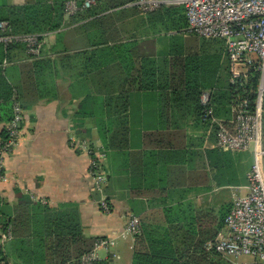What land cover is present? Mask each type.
<instances>
[{"label":"crops","instance_id":"crops-1","mask_svg":"<svg viewBox=\"0 0 264 264\" xmlns=\"http://www.w3.org/2000/svg\"><path fill=\"white\" fill-rule=\"evenodd\" d=\"M24 1L6 3L22 4ZM91 14H106V17L99 24L91 21L84 30L78 26L91 19L66 18L68 25L60 30V35L51 33L44 38L42 53L45 55L52 57L50 52H57L56 47L60 52H64L63 48L69 49L58 57L57 98L44 96L22 109L18 143L0 164L1 205L7 204L5 209L11 208L18 193L50 207L69 204L79 215L84 235L96 238L120 232L130 214L140 216L178 204L216 212L223 204H233L235 198L247 192V175L253 164L252 151L229 152L234 162L228 172V151L216 146L215 136L207 134L209 127L204 130L195 121L188 103L178 100L183 94L163 95L154 90L120 95L134 99L132 114L126 125L113 126V134L109 135L113 149L108 151L103 161L107 182L100 193L92 189L90 157L78 149L76 142L86 141L96 148L102 145L91 120L77 124L75 113L79 102L86 95L93 96L97 91L93 90V83L99 81L115 83L136 79L161 83L169 72L170 58L193 53L202 44V38L197 40L194 34L190 36L186 31L159 30L146 14L139 13L133 3L108 10L97 3ZM107 37L109 43L136 40L133 49L152 56L126 60V65L135 67L129 75L127 71L123 76L114 75L113 71L99 75L104 61L95 57L93 47H88L91 51L89 58H79L74 53L79 52L87 41L95 43ZM189 37L198 41L195 47ZM218 43L227 64L223 43ZM67 55L69 57H65ZM5 62L4 65L8 66ZM105 62L108 65L112 61L107 59ZM10 77L14 83L21 81L15 69L11 70ZM108 96L117 97L119 93L111 91ZM163 97H170L172 101L163 105ZM92 109L90 101L85 105V111ZM113 109L116 108L113 106ZM231 117L217 118L229 120ZM262 173L264 177V161ZM102 198L110 204L111 212L108 214L98 207ZM225 198L229 200L223 203ZM3 232L0 228V236ZM132 240V237L118 240L115 252L119 259L109 257L110 264H130ZM6 242H0V245ZM99 256L104 258L105 255L100 252Z\"/></svg>","mask_w":264,"mask_h":264},{"label":"trees","instance_id":"trees-1","mask_svg":"<svg viewBox=\"0 0 264 264\" xmlns=\"http://www.w3.org/2000/svg\"><path fill=\"white\" fill-rule=\"evenodd\" d=\"M70 0H25L22 4L0 2V21H7L10 30L0 31V36L21 34L61 33L68 25L64 18L65 3ZM81 2L82 0H75ZM135 0H97L104 10L118 9ZM96 7V6H94ZM84 9L75 16L78 20L91 19L78 28L84 30L94 23H101L106 14H91L93 8ZM102 15V16H101ZM159 30L164 32L186 31L188 26L181 5H162L158 10L146 14ZM98 16V17H95ZM95 17V18H93ZM196 36V35H195ZM202 44L193 53L171 57L169 72L161 83L136 79L127 82L99 81L93 83V96L86 95L79 102L75 113L77 124L86 119L92 121L106 157L113 149L109 135L113 134V126L128 123L132 114L131 96H120L125 92L154 90L163 95L169 93L183 94L178 100H184L193 110L195 121L204 130L210 127V117H206V106L200 103V94L209 92L210 106L215 117L229 118L230 106L235 101V92L228 83L227 64L223 61L217 40L202 39ZM136 40L109 43V38L99 39L95 43L87 41L81 50L74 55L85 58L93 54L104 65L98 74L104 75L113 71L117 76L127 75L135 67L126 65V60L150 58L151 53L135 51ZM84 47V48H83ZM59 49V47H56ZM52 51L53 56L43 54L30 60L25 54L24 46L18 43L4 45L0 42V139L7 138L6 125L14 117L13 105L18 103L22 109L28 108L44 96L57 98L55 78L58 75V63L64 52ZM23 53V56L20 55ZM70 55V54H69ZM69 55L65 57H69ZM72 56V55H70ZM54 57V58H53ZM107 59L112 61L107 65ZM9 65L5 66L4 61ZM17 70L21 81L11 80V70ZM136 72H140L136 69ZM133 76V75H132ZM257 76L254 75L248 88L255 89ZM118 92L119 96L109 97V92ZM242 94L241 91H239ZM243 95V94H242ZM253 100V96L249 97ZM92 102L93 109L85 111V105ZM170 97H163L162 104L168 105ZM28 102V103H27ZM167 103V104H166ZM113 106L116 109H113ZM226 120V119H225ZM123 135V131L119 130ZM118 133V131H115ZM262 148H264V92L262 100ZM214 152V151H213ZM96 158V152L92 154ZM227 171L233 168V158L226 153ZM245 180V178H244ZM0 228H8L11 238L3 246L0 245V264H81V258L94 246L95 237L86 236L79 215L69 204L50 207L47 204L33 202L22 194H17L16 203L11 208L1 205ZM110 205V204H109ZM232 203L223 204L215 212L213 210H197L190 206L178 204L164 206L162 210L151 211L138 216L140 232L132 237L130 264H234L220 254L205 249V244L215 238L223 225L226 214ZM100 209V208H99ZM110 260L100 258L94 264H110ZM250 264H264L252 262Z\"/></svg>","mask_w":264,"mask_h":264},{"label":"built area","instance_id":"built-area-1","mask_svg":"<svg viewBox=\"0 0 264 264\" xmlns=\"http://www.w3.org/2000/svg\"><path fill=\"white\" fill-rule=\"evenodd\" d=\"M181 5L187 19L186 32L207 40L223 43L229 74V85L235 92V101L230 106L229 120L217 118L210 106L209 92L200 94V103L206 106L205 115L210 117L207 134L215 136L218 148L228 152L252 151L253 164L247 175V192L234 199L222 227L215 238L205 244V249L226 259L247 255L253 262L264 263V177L262 162L261 116L264 92V0H135L133 5L140 14H149L162 5ZM97 5V0H70L65 3V15L72 16ZM10 30L7 21H0V31ZM48 34H21L0 36L4 45L18 43L24 46L30 60L41 57L44 38ZM6 62L4 61V64ZM254 75L255 89L248 88ZM242 92V94L239 93ZM253 96V100L249 97ZM14 117L6 125L7 138L0 139V164L18 143L23 121V110L18 103L13 105ZM80 145H78L79 147ZM89 168L92 189L101 192L107 182L103 161L104 152L88 144ZM96 152V158L92 154ZM86 153V154H87ZM1 177V175H0ZM98 207L110 213L111 207L105 198ZM140 232L138 216L130 214L122 230L113 236H98L94 246L81 258V264H94L104 253L119 259L115 252L118 240L133 237ZM11 238L8 228L0 236L5 243ZM231 261V260H230ZM234 264H241L234 262ZM247 264V263H242Z\"/></svg>","mask_w":264,"mask_h":264},{"label":"rangeland","instance_id":"rangeland-1","mask_svg":"<svg viewBox=\"0 0 264 264\" xmlns=\"http://www.w3.org/2000/svg\"><path fill=\"white\" fill-rule=\"evenodd\" d=\"M7 1H10V2H15V0H0V2L1 3H6ZM10 4H13V3H10ZM76 14H74V15H72V16H75ZM71 17V16H70ZM77 17V16H76ZM75 17V18H76ZM64 18H65V20H66V18H68L69 19V16H67V15H64ZM71 19V18H70ZM188 35H190L191 36V33H187ZM195 38H197V40H198V38L199 37H197V36H195ZM196 39H194V38H192V37H189V41H190V43H193L194 42V47H195V44H197L198 43V41H197ZM189 41H187V43L189 42ZM203 41V40H202ZM228 83H229V79H228ZM20 133H21V131H20ZM77 143V146L78 145H80L79 147H78V149H80L81 151H83V152H85V153H87V151H88V143L86 142V141H77L76 142ZM92 147V146H91ZM88 154V153H87ZM89 156V155H88ZM228 198H225V200H224V202L223 203H225V202H228ZM100 253V252H99ZM101 253H103L102 251H101ZM231 260V261H230ZM230 262H238V263H247V264H250V263H252L253 262V259H252V257H250V256H247V255H240L239 257H231L230 258Z\"/></svg>","mask_w":264,"mask_h":264}]
</instances>
